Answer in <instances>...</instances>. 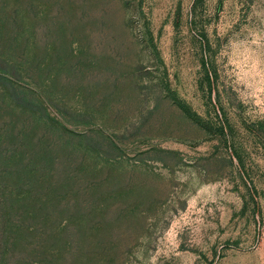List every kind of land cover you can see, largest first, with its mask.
Masks as SVG:
<instances>
[{
  "label": "rangeland",
  "instance_id": "obj_1",
  "mask_svg": "<svg viewBox=\"0 0 264 264\" xmlns=\"http://www.w3.org/2000/svg\"><path fill=\"white\" fill-rule=\"evenodd\" d=\"M0 264H264V0H0Z\"/></svg>",
  "mask_w": 264,
  "mask_h": 264
}]
</instances>
